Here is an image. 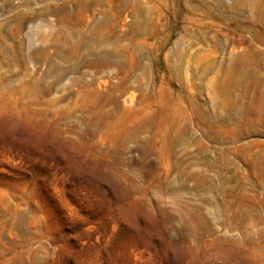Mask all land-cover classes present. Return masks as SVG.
I'll use <instances>...</instances> for the list:
<instances>
[{"label":"rangeland","instance_id":"1","mask_svg":"<svg viewBox=\"0 0 264 264\" xmlns=\"http://www.w3.org/2000/svg\"><path fill=\"white\" fill-rule=\"evenodd\" d=\"M0 264H264V0H0Z\"/></svg>","mask_w":264,"mask_h":264}]
</instances>
